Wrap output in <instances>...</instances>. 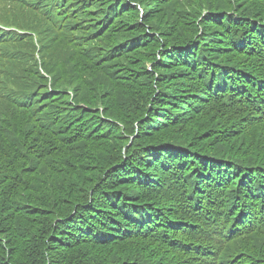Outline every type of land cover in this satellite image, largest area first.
<instances>
[{"label":"trees","instance_id":"1","mask_svg":"<svg viewBox=\"0 0 264 264\" xmlns=\"http://www.w3.org/2000/svg\"><path fill=\"white\" fill-rule=\"evenodd\" d=\"M30 3L8 20L74 83L0 108V264H256L264 76L236 64L264 57V0H94L76 37L70 0L59 24Z\"/></svg>","mask_w":264,"mask_h":264},{"label":"rangeland","instance_id":"2","mask_svg":"<svg viewBox=\"0 0 264 264\" xmlns=\"http://www.w3.org/2000/svg\"><path fill=\"white\" fill-rule=\"evenodd\" d=\"M53 8L54 6H52L51 8L52 11H53ZM62 9L67 13L70 12L68 10H65L66 8H62ZM62 9L58 11L59 13H56V10L53 11L55 18L58 19V21L60 22L64 20L63 18L64 14H62L63 13ZM233 18L239 19L240 17L234 14ZM5 24H12V23H10V21H6ZM134 40H135V37L124 40V37L119 36L118 42L113 47L116 50L123 48V47H127L130 49L132 48L131 42H133ZM127 43L129 44L126 46ZM139 49H143V48H139ZM80 55L74 54L73 56L69 58L68 62H70L71 66L77 60L81 58H85L84 49H80ZM144 61H145L146 69L152 70V66L154 64L149 59V57L144 59ZM241 62H237L236 67L240 68L243 72L247 74V77L252 82V85L256 82L258 78H262L264 76V57L256 56L253 59H249L246 62L247 66L246 65L242 66ZM106 65H109V64H106ZM221 67L222 68L220 70V73L228 77L229 74H226L224 70L225 66L221 65ZM60 74H57V78H59L58 76H60ZM90 78H91V75H89V73L85 75L86 82H88ZM58 80L59 79H56L55 74L51 72L50 69L46 70L45 76H40V75L31 76L22 70L18 71L15 74H11V73L4 72L0 68V95L3 96L8 102H10L13 105H21V106L26 107L27 108L26 110H28L30 113V117L35 118V116H42L43 113L41 112L46 111V114H47L51 106L50 104L54 102L52 98H55V97L59 98V95L55 91H57V89H59L62 85H68L69 82L74 83V74H72L70 78L66 80L65 82L59 83ZM244 88L246 91L250 93V91L248 90L249 87L245 86ZM41 92L43 95L42 97L46 100V103H45V100L42 101V99H37L35 101L36 99L35 96L39 95ZM44 92H47V94L45 95ZM188 198H190L191 200L192 199L194 200V194L189 192ZM253 261L256 264H264L263 250L257 249V252L255 254Z\"/></svg>","mask_w":264,"mask_h":264},{"label":"bare ground","instance_id":"3","mask_svg":"<svg viewBox=\"0 0 264 264\" xmlns=\"http://www.w3.org/2000/svg\"><path fill=\"white\" fill-rule=\"evenodd\" d=\"M61 6V5H60Z\"/></svg>","mask_w":264,"mask_h":264}]
</instances>
